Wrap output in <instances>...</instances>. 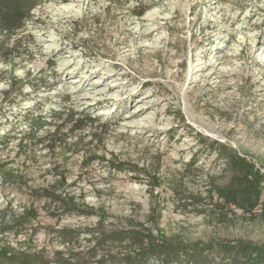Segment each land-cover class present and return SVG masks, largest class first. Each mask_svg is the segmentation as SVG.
Instances as JSON below:
<instances>
[{"label": "rangeland", "instance_id": "obj_1", "mask_svg": "<svg viewBox=\"0 0 264 264\" xmlns=\"http://www.w3.org/2000/svg\"><path fill=\"white\" fill-rule=\"evenodd\" d=\"M18 1L21 28L0 31V166L21 180L0 175V250L98 264L128 251L94 253L99 229L131 226L206 249L147 264L264 247V0ZM230 151L263 178L254 211L218 196Z\"/></svg>", "mask_w": 264, "mask_h": 264}, {"label": "trees", "instance_id": "obj_2", "mask_svg": "<svg viewBox=\"0 0 264 264\" xmlns=\"http://www.w3.org/2000/svg\"><path fill=\"white\" fill-rule=\"evenodd\" d=\"M19 1H15L11 7L5 8L0 12V31L10 33L11 31L21 28V21L24 16L19 18ZM77 122V121H76ZM80 123V122H77ZM43 123L38 128H42ZM80 129V124H77ZM228 168L233 172V180L229 186L219 188L218 196L224 202L231 203L236 207L249 211L256 210L260 204L262 176L254 169V167L245 159L229 152ZM4 164V163H3ZM6 164L0 166V175L6 179L20 181L19 175H14L11 170L7 171ZM10 173V175L8 174ZM52 194L47 195V199L53 202H65L62 194H58L55 188ZM35 214L31 211H25L21 217L22 221H27ZM24 225V224H23ZM211 247V246H210ZM220 255L232 257L241 264H264V247H257L249 244L237 246H224L217 248ZM114 251L128 250L122 258L118 255L108 259L107 256L101 258L98 264H147L151 258L170 260L171 262H179V258L183 255L189 263H197L202 258L204 249L186 247L185 244L171 243L169 240L159 238L153 234L151 230L141 227L131 226L130 228L115 230L111 232H101L99 229L98 246L93 250ZM213 250V248H208ZM126 252V251H125ZM124 253V252H123ZM93 255V254H92ZM81 260V264H86L87 260H91V256ZM94 257V256H93ZM44 254L40 252H32L23 250L16 252L10 247L0 250V264H51Z\"/></svg>", "mask_w": 264, "mask_h": 264}, {"label": "bare ground", "instance_id": "obj_3", "mask_svg": "<svg viewBox=\"0 0 264 264\" xmlns=\"http://www.w3.org/2000/svg\"><path fill=\"white\" fill-rule=\"evenodd\" d=\"M61 1H63V0H61ZM61 1H59V2H61Z\"/></svg>", "mask_w": 264, "mask_h": 264}]
</instances>
